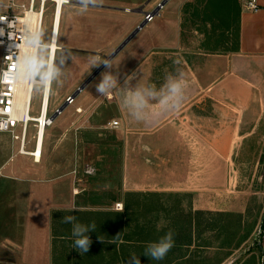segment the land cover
I'll use <instances>...</instances> for the list:
<instances>
[{
	"label": "rangeland",
	"instance_id": "374dc122",
	"mask_svg": "<svg viewBox=\"0 0 264 264\" xmlns=\"http://www.w3.org/2000/svg\"><path fill=\"white\" fill-rule=\"evenodd\" d=\"M159 1L102 0L100 6L90 5L82 10L79 0H71L63 8L60 50L56 56L61 75L53 81L49 113L66 103L65 99L102 65L91 67L90 56L99 55L102 59L110 56L145 20L146 16L137 11L152 12ZM236 1L242 7L243 0ZM12 2L18 7L26 0H0L4 5ZM160 11L162 15L155 17L154 23L149 22L150 33L167 35L164 45L168 47L160 50L168 51L171 56L167 54L169 58L155 66V81H164L181 71L185 49L221 53L234 47L236 30L226 31L225 23L215 17L208 0H168L166 8ZM55 13V6L49 2L41 34L43 45L51 41ZM132 44L112 60L113 68L109 71L117 75L118 85L111 96H101L95 88L104 69L78 96L76 103L68 105L45 131L40 162L29 157L21 159V143L10 134L0 133V264H84L90 259L91 264H122L114 257L113 242L95 238L116 235L105 232L103 217L80 218L83 225L94 224L96 232L86 233L91 240L87 253L75 247L73 225L67 228L63 218L78 211L124 215L123 236L130 240L131 255L127 262L135 257L136 245L141 241H157L156 231L169 230L174 222L182 230L179 233L182 241H186L185 236L189 239L193 217L200 211L202 214L194 220V227L199 220L201 229L205 230L199 240L197 233L190 248L172 247L175 252L170 250L160 260L161 264L177 259L181 260L174 264H264V111L247 127V136L238 141L231 165L225 171L223 186L199 187L193 193L158 191L156 186L148 187V191L135 190L126 178L128 130L119 105L125 97L120 90L122 80L133 63L140 64L143 60L142 54L135 58L129 56ZM68 52L71 58L61 64ZM47 58L48 50L40 48L38 59L47 62ZM36 78L40 80L39 76ZM42 90V86L34 89L32 116L40 113ZM76 106L82 108L81 114ZM113 121H119L120 126L112 128ZM35 135L36 129L31 124L26 151L33 149ZM48 150L54 151L50 158ZM130 192L136 196L129 199ZM146 193L157 195L146 197ZM34 197H38V202ZM128 200L131 209L126 212ZM118 204L122 210H116ZM228 213L233 215L225 216ZM226 226L235 233L229 232V239L223 231ZM246 234H250L249 239L238 245Z\"/></svg>",
	"mask_w": 264,
	"mask_h": 264
},
{
	"label": "crops",
	"instance_id": "0c3cea01",
	"mask_svg": "<svg viewBox=\"0 0 264 264\" xmlns=\"http://www.w3.org/2000/svg\"><path fill=\"white\" fill-rule=\"evenodd\" d=\"M259 5L257 12L241 7L238 51L185 49L181 71L164 81L154 80V70L169 58L168 51L160 50L168 47L164 45L167 35L151 34L148 23L132 39L129 56L142 54L143 60L133 63L122 80L120 90L125 97L119 105L128 130L126 178L135 190L156 186L158 191L193 193L199 187L224 185L238 141L264 111V0ZM133 73L136 76L124 87ZM170 82L181 85L179 102L170 98ZM137 89L146 100L143 108L136 107L132 95ZM137 114L143 118L138 119ZM30 150L19 153L20 158L34 159L30 155L34 147ZM53 153L48 150V158Z\"/></svg>",
	"mask_w": 264,
	"mask_h": 264
},
{
	"label": "built area",
	"instance_id": "2783aa9c",
	"mask_svg": "<svg viewBox=\"0 0 264 264\" xmlns=\"http://www.w3.org/2000/svg\"><path fill=\"white\" fill-rule=\"evenodd\" d=\"M38 1V5H36ZM51 2L56 8V12L60 7L62 10L65 6L71 4V0H63L60 4L58 0H26V3L15 7L14 2L12 4L4 5L0 3V29L3 30V35L0 36V133L10 134L14 140L19 141L20 153L26 154V143L28 132L31 124L36 129V135L33 138L35 141L34 150L30 152L37 162V154L39 152L40 160L43 153L44 141L40 143L41 132L47 131L54 123L53 115L54 112H48V97L47 94L42 90V103L41 109L38 116L31 115V105L28 104V109L24 112L23 104L26 99V88L27 86H32V95L35 87L42 86L40 80L33 77L31 83L26 85L24 88L21 84L17 83L11 78L13 73L17 71V57L20 55V49L18 45H21L25 38L28 36V31L25 25L21 22L24 20H30L31 27L33 29H38V35L40 39L41 29L44 22L45 12L47 9V4ZM157 4L152 13H156L147 17L148 22H152L155 17L160 15V10L157 13ZM242 9L250 12H257L260 10L259 0H243ZM56 14V13H55ZM32 17V21L31 18ZM146 19V17H145ZM56 21V15L53 17V24ZM53 37V33L51 39ZM42 48L37 46L36 49ZM37 79V80H35ZM47 100V106L45 102ZM69 106L75 104V99H71V96L67 97L65 100ZM58 110V109H57ZM56 110V111H57ZM55 111V112H56ZM77 112H81V109H77ZM42 117H44L42 121ZM112 128H118L119 122L115 121L111 123ZM40 149V151H39ZM90 173V171H88ZM118 208V209H117ZM121 204H118L116 210H122Z\"/></svg>",
	"mask_w": 264,
	"mask_h": 264
},
{
	"label": "clouds",
	"instance_id": "9594fccd",
	"mask_svg": "<svg viewBox=\"0 0 264 264\" xmlns=\"http://www.w3.org/2000/svg\"><path fill=\"white\" fill-rule=\"evenodd\" d=\"M66 2V0H65ZM102 0H79V4L82 10H86L90 5L91 6H100ZM25 25V28L28 31V36L25 38L24 42L21 45H18L20 49V55L17 57V71L13 73L11 78L15 80L19 84H26L32 82L34 76H39L40 81L42 83V87L44 92L47 93L52 85V82L56 80V78L61 75V70L52 60H48L47 62H43L36 56L35 49L40 44L39 35L37 29H33L31 27L30 20H24L21 22ZM31 45V47H29ZM55 45V37L53 38V42L51 45H46V48L54 47ZM71 58V52L60 61L61 64L65 62V60ZM89 65L91 67H98L101 64L104 65L106 71L101 73L100 82L95 84L96 91L101 96H111L112 91L117 88L118 78L117 75H113L110 69L113 68V64L111 59H102L99 55L90 56ZM43 69V70H42ZM136 76L135 73L132 76H129L125 80V84L132 78ZM168 91L170 94V98H173L175 102H179L181 96V85L179 82H170L168 84ZM150 95H154L153 93H149ZM133 98L136 100V107L143 108L146 105V100L144 98L143 93L137 89L133 94ZM137 118L141 119L139 114H137ZM93 171V170H90ZM76 218L74 216H66L63 218L64 223H71L72 227V235L76 237L75 239V247L80 249L82 253H87L90 249L91 240L86 233L95 230V225H83L80 223H76ZM174 246L173 240V232L169 231L164 237H162L158 242L151 243L145 249L144 255L153 259V260H163L167 253ZM132 264H140L139 258L133 257Z\"/></svg>",
	"mask_w": 264,
	"mask_h": 264
},
{
	"label": "trees",
	"instance_id": "16d2710c",
	"mask_svg": "<svg viewBox=\"0 0 264 264\" xmlns=\"http://www.w3.org/2000/svg\"><path fill=\"white\" fill-rule=\"evenodd\" d=\"M208 4L211 10H213V13L215 15V17H218L219 20H222L225 25H226V31L228 33H231L234 29L236 30V35L233 36L235 37V44L234 47L232 49H228L229 51H238L239 49V45H240V19H241V5L238 3V1L236 0H208ZM205 21H208V19H206ZM227 50V51H228ZM146 197H150L152 195H157L156 193H146L145 194ZM127 196L129 197V199L131 198V196H136V194L130 192L127 194ZM125 211H129L131 209L130 206V202L129 200L125 202V207H124ZM196 218L193 217V228L190 229L189 232V239L186 238V241H182V237L179 234L182 230L180 228H178L177 224L174 222L173 227L169 230L166 229H162L161 231H156L157 235H158V239L157 241H141L139 243V245H136L135 249L137 250V253L135 255L136 258H139L140 260V264H161L160 260H153L147 256L144 255L145 253V249L148 247L149 244L151 243H156L158 242L159 236L163 237L165 233L171 231L173 232V240H174V246L173 248L176 247H187L190 248L193 243L195 237H197V233H198V240L201 236V234L203 233V231L201 229V223L198 220V223H196V226L194 227V220L196 222V219L198 218L197 216L201 215L202 212L200 211H196L195 213ZM93 216V217H103L106 219V231L105 232H115V236L113 238H104V237H99L98 235L95 236V238L97 239H103L105 241H107L109 244H115L114 246V257L116 260H118L120 263L122 264H128V263H132V262H127V258H129L131 255L129 254V243L130 240H128V237H126V235L123 236V232H124V228L125 226L123 225V218L124 215H122L121 213H101V212H90V213H86V212H74L73 214H70V216H74L76 218V223H81V217L83 216ZM223 215V214H220ZM232 213H228L225 216H232ZM240 220H242V215L239 214L238 215ZM117 218L119 220H117L116 222H114V220H112V218ZM112 220V221H111ZM192 224V223H191ZM67 228H70L72 225L71 223H68ZM109 227H111V229H109ZM262 227L264 228V220H263V225ZM223 231L227 234V238L229 239V232H232L233 234H235L229 226L223 227ZM93 234H95L96 229L94 231H90ZM250 237V234H246L243 237V240H241L238 245H240L241 243L246 242ZM124 240L126 241V243H119V241ZM226 241V240H225ZM227 242V241H226ZM225 242V243H226ZM251 248H248V251H250ZM98 253L102 254L103 251L102 249L99 250L97 249ZM171 252H175V249H171ZM94 260V259H93ZM181 259H177L176 261H172L169 264H174L175 262L179 261ZM92 263V259L85 261L84 264H91ZM75 264H81L80 262H75ZM108 264H113V263H108Z\"/></svg>",
	"mask_w": 264,
	"mask_h": 264
},
{
	"label": "bare ground",
	"instance_id": "6f19581e",
	"mask_svg": "<svg viewBox=\"0 0 264 264\" xmlns=\"http://www.w3.org/2000/svg\"><path fill=\"white\" fill-rule=\"evenodd\" d=\"M58 2L61 4L63 2V0H58ZM31 21H32V17L30 18ZM61 21H62V9L59 7L57 12H56V21L55 23L53 24V37L51 39V41L49 42L48 45H51L52 42H53V38L55 37V45L54 47H50V48H46L45 46L46 45H43L41 43V37H40V44L39 46H41L42 48H45L48 50V58H47V61L48 60H52L55 64H56V56H57V52L58 50H60V47H59V36H60V29H61ZM43 27V26H42ZM38 31V29H37ZM52 32V31H51ZM42 34V29H41V32ZM41 36V35H40ZM29 47H31V45H29ZM39 49H35V52H36V56L39 58ZM37 80V79H35ZM26 86V84L22 85L21 84V87L24 88ZM52 86H53V82H52V85H51V88L50 90L46 93L47 94V97H48V100H49V97H51V93H52ZM25 89V88H24ZM32 89L33 87L32 86H27L26 88V99H25V102L23 104V107H24V112H26V110L28 109V104L30 103V105H32ZM45 106H47V100L45 102ZM44 117H42V121H43ZM44 135H45V131L44 133L41 132V135H40V143H39V148L41 146V143L44 141ZM40 151V149H39ZM40 155H39V152L37 154V162H40Z\"/></svg>",
	"mask_w": 264,
	"mask_h": 264
},
{
	"label": "water",
	"instance_id": "95a60500",
	"mask_svg": "<svg viewBox=\"0 0 264 264\" xmlns=\"http://www.w3.org/2000/svg\"><path fill=\"white\" fill-rule=\"evenodd\" d=\"M168 0H163L160 5L157 7V13L160 10L161 7L166 6ZM124 11H129L127 9H123ZM138 13L144 14L146 16V19L133 31L127 39L108 57L107 59L114 60L118 54L136 37V35L148 24L147 17L156 13L152 12H144L143 9H139L137 11ZM157 15V14H156ZM105 69L104 65L102 64L76 91L73 95H71V99H76L82 91H84L88 85ZM68 107L67 103H64L53 115V120L57 119Z\"/></svg>",
	"mask_w": 264,
	"mask_h": 264
},
{
	"label": "snow or ice",
	"instance_id": "6c2138e0",
	"mask_svg": "<svg viewBox=\"0 0 264 264\" xmlns=\"http://www.w3.org/2000/svg\"><path fill=\"white\" fill-rule=\"evenodd\" d=\"M3 35V30L2 29H0V36H2Z\"/></svg>",
	"mask_w": 264,
	"mask_h": 264
},
{
	"label": "flooded vegetation",
	"instance_id": "af4514ba",
	"mask_svg": "<svg viewBox=\"0 0 264 264\" xmlns=\"http://www.w3.org/2000/svg\"><path fill=\"white\" fill-rule=\"evenodd\" d=\"M164 7H165V6H164ZM164 7H163V8H164ZM148 23H149V22H148Z\"/></svg>",
	"mask_w": 264,
	"mask_h": 264
}]
</instances>
